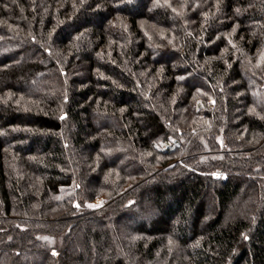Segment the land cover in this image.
<instances>
[{
    "label": "trees",
    "instance_id": "trees-1",
    "mask_svg": "<svg viewBox=\"0 0 264 264\" xmlns=\"http://www.w3.org/2000/svg\"><path fill=\"white\" fill-rule=\"evenodd\" d=\"M71 257L264 264V0H0V264Z\"/></svg>",
    "mask_w": 264,
    "mask_h": 264
},
{
    "label": "rangeland",
    "instance_id": "rangeland-1",
    "mask_svg": "<svg viewBox=\"0 0 264 264\" xmlns=\"http://www.w3.org/2000/svg\"><path fill=\"white\" fill-rule=\"evenodd\" d=\"M102 203H103V198L101 196H98V197H95L91 202H90V208L91 209H98L102 206ZM126 225L130 226V223L129 222H126ZM48 244H51L53 241L52 239L48 240ZM83 253V249L82 248H79V249H76L75 252L72 251V257H76L77 254L78 255H81ZM71 257V261L70 263L71 264H83L82 262H77L76 259L72 258ZM84 264H90L88 261H85Z\"/></svg>",
    "mask_w": 264,
    "mask_h": 264
}]
</instances>
